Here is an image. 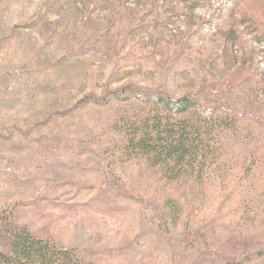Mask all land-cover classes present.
<instances>
[{"label":"rangeland","instance_id":"1","mask_svg":"<svg viewBox=\"0 0 264 264\" xmlns=\"http://www.w3.org/2000/svg\"><path fill=\"white\" fill-rule=\"evenodd\" d=\"M129 88L194 92L262 125L227 132L205 179L170 182L126 152L142 106L112 96ZM7 227L91 264H230L264 247V0H0V249Z\"/></svg>","mask_w":264,"mask_h":264},{"label":"trees","instance_id":"2","mask_svg":"<svg viewBox=\"0 0 264 264\" xmlns=\"http://www.w3.org/2000/svg\"><path fill=\"white\" fill-rule=\"evenodd\" d=\"M112 97L135 99L142 106V112L134 110L122 125L126 152L161 169L170 182L209 176L223 157L224 135L236 130L242 120L255 118L228 103H202L194 92L174 97L160 89L129 88ZM255 120L262 125L261 116ZM4 238L0 264H91L74 250L39 238L26 228L7 227ZM254 248L230 260V264L243 263L248 254L264 255V247Z\"/></svg>","mask_w":264,"mask_h":264}]
</instances>
